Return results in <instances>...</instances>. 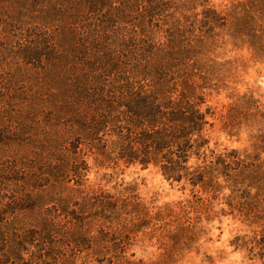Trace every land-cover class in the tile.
I'll return each mask as SVG.
<instances>
[{
  "label": "trees",
  "instance_id": "obj_1",
  "mask_svg": "<svg viewBox=\"0 0 264 264\" xmlns=\"http://www.w3.org/2000/svg\"><path fill=\"white\" fill-rule=\"evenodd\" d=\"M229 41L264 59V0H0V264H156L134 250L151 209L85 188L88 152L159 168L208 212L222 199L256 227L242 249L264 258L257 166L208 151Z\"/></svg>",
  "mask_w": 264,
  "mask_h": 264
},
{
  "label": "rangeland",
  "instance_id": "obj_2",
  "mask_svg": "<svg viewBox=\"0 0 264 264\" xmlns=\"http://www.w3.org/2000/svg\"><path fill=\"white\" fill-rule=\"evenodd\" d=\"M236 1L240 0H209L210 4L222 11ZM162 36L161 33L160 38ZM218 53L219 57L216 56L219 60L230 62L224 67V80L216 86L207 101L214 110L210 118L213 124L208 126L207 131L210 140L208 151L229 153L237 150L247 163L253 162V167L257 168L251 194L262 199L264 59L257 60L247 45L237 48L230 41ZM242 98V103H245L244 100H250V103L241 105L239 100ZM234 103H238V107ZM232 112L235 119L227 123ZM86 157L89 171L85 188L123 194L126 190L132 191L151 209L150 217L154 219L150 227L144 229L146 237L140 239L143 234L140 233V241L134 248L137 258L156 264H264V258L252 259L240 246V238L250 237L256 227L248 225L239 214L228 213L230 208L224 205L222 199L212 200L213 211L208 212L194 198L189 186L184 188L183 183L165 179L159 168L121 164L111 169L97 165L91 152ZM227 193L228 190L224 191V194ZM221 208L225 213L220 214ZM157 212L161 214L157 215Z\"/></svg>",
  "mask_w": 264,
  "mask_h": 264
}]
</instances>
